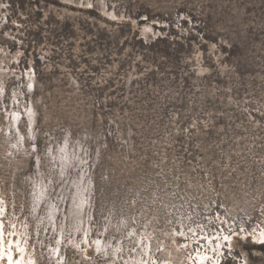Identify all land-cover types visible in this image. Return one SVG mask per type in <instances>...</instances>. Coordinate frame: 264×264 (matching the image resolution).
<instances>
[{"label":"rangeland","instance_id":"obj_1","mask_svg":"<svg viewBox=\"0 0 264 264\" xmlns=\"http://www.w3.org/2000/svg\"><path fill=\"white\" fill-rule=\"evenodd\" d=\"M262 235L264 0H0L1 264H264Z\"/></svg>","mask_w":264,"mask_h":264},{"label":"bare ground","instance_id":"obj_2","mask_svg":"<svg viewBox=\"0 0 264 264\" xmlns=\"http://www.w3.org/2000/svg\"><path fill=\"white\" fill-rule=\"evenodd\" d=\"M88 2H89V0H88ZM108 12V11H107ZM106 12V13H107ZM112 12V11H111ZM111 12H110V14H111ZM109 14V15H110ZM112 15H114V14H111V16ZM113 17V16H112ZM113 19H114V17H113ZM33 80V79H32ZM225 238H226V236H225ZM262 238H264V235H262ZM20 249V248H19ZM24 249H26V248H24ZM21 250V249H20ZM23 250V249H22ZM24 251V250H23ZM25 252V251H24ZM26 252H27V250H26ZM205 256V255H204ZM31 260V259H30ZM198 261L199 262H203V264H220L219 262H218V260L217 259H214L211 263H208L207 261H206V257H204V259H202L201 257H200V255H199V257H198ZM30 262V261H29ZM1 264V263H0Z\"/></svg>","mask_w":264,"mask_h":264}]
</instances>
